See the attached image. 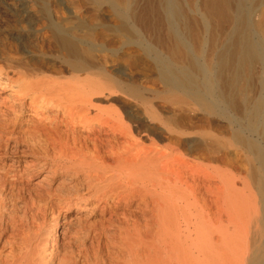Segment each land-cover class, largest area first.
<instances>
[{"label":"bare ground","instance_id":"6f19581e","mask_svg":"<svg viewBox=\"0 0 264 264\" xmlns=\"http://www.w3.org/2000/svg\"><path fill=\"white\" fill-rule=\"evenodd\" d=\"M0 264H264V0H0Z\"/></svg>","mask_w":264,"mask_h":264},{"label":"rangeland","instance_id":"374dc122","mask_svg":"<svg viewBox=\"0 0 264 264\" xmlns=\"http://www.w3.org/2000/svg\"><path fill=\"white\" fill-rule=\"evenodd\" d=\"M142 62H144V60H141V62L139 61V62H137V64H134V66L133 67H130V71L132 72L133 71V73L134 74H137V76H141V75H144V74H148L149 72H150V69L151 68H148V66H150L149 65V63L148 62H146V64L148 65H146L145 66V62L144 63H142ZM141 63V64H140ZM138 65V66H137ZM137 66V67H136ZM122 67H124V66H122ZM123 69H125V68H123ZM129 69V68H128ZM132 69V70H131ZM137 69V70H136ZM136 71V73H135V71ZM125 71L127 72V73H129L130 71L129 70H127V68L125 69ZM129 71V72H128ZM140 71V72H139ZM143 71V72H142ZM142 72V73H141ZM145 72V73H144ZM139 73V74H138ZM144 73V74H143Z\"/></svg>","mask_w":264,"mask_h":264}]
</instances>
